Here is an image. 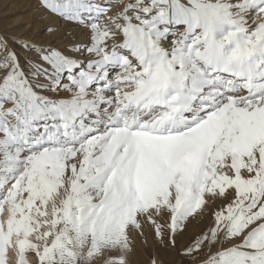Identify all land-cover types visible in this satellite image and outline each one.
<instances>
[{
  "label": "snow or ice",
  "instance_id": "1",
  "mask_svg": "<svg viewBox=\"0 0 264 264\" xmlns=\"http://www.w3.org/2000/svg\"><path fill=\"white\" fill-rule=\"evenodd\" d=\"M34 2L43 37L0 31V264H264V0Z\"/></svg>",
  "mask_w": 264,
  "mask_h": 264
},
{
  "label": "rangeland",
  "instance_id": "2",
  "mask_svg": "<svg viewBox=\"0 0 264 264\" xmlns=\"http://www.w3.org/2000/svg\"><path fill=\"white\" fill-rule=\"evenodd\" d=\"M38 24V25H37ZM42 22H39L35 8L30 5L29 0H8L4 5H0V31L5 35H19L24 29L32 32L34 25L37 30L30 37L41 38L44 36ZM174 258V257H173ZM147 256L143 253L136 257L137 264H146Z\"/></svg>",
  "mask_w": 264,
  "mask_h": 264
},
{
  "label": "bare ground",
  "instance_id": "3",
  "mask_svg": "<svg viewBox=\"0 0 264 264\" xmlns=\"http://www.w3.org/2000/svg\"><path fill=\"white\" fill-rule=\"evenodd\" d=\"M8 0H0V5H4V3L5 2H7ZM30 1V5L33 7V8H35L36 7V5H35V2H34V0H29ZM37 15L39 16V13L37 12ZM39 22H40V20H39ZM42 22V21H41ZM43 23V22H42ZM38 25V24H37ZM41 27H43V24H42V26ZM32 28H34L35 29V31H32V32H29V31H27V29H24V30H22L21 32H20V34L19 35H25V36H31V34L33 33H35L36 32V30H37V28L34 26V25H32ZM38 34H36L35 36H37ZM34 36V37H35ZM33 37V38H34ZM37 38H39V37H37Z\"/></svg>",
  "mask_w": 264,
  "mask_h": 264
}]
</instances>
